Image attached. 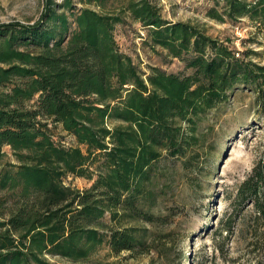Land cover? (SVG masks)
<instances>
[{
    "label": "trees",
    "instance_id": "1",
    "mask_svg": "<svg viewBox=\"0 0 264 264\" xmlns=\"http://www.w3.org/2000/svg\"><path fill=\"white\" fill-rule=\"evenodd\" d=\"M212 1L210 18L264 26V0ZM81 2L101 10L57 13L47 0L42 21L0 23V264H55L45 254L80 264H182L189 233L173 195L175 165L165 161L195 158L206 137L200 121L234 88L253 87L264 108V64L237 58L196 24L167 20L152 0L118 11L104 10L105 0ZM125 11L152 48L191 71L141 72L114 36ZM50 122L75 144L55 142ZM4 146L14 161L2 164ZM66 174L91 183L70 186ZM235 200L264 215V161Z\"/></svg>",
    "mask_w": 264,
    "mask_h": 264
},
{
    "label": "rangeland",
    "instance_id": "2",
    "mask_svg": "<svg viewBox=\"0 0 264 264\" xmlns=\"http://www.w3.org/2000/svg\"><path fill=\"white\" fill-rule=\"evenodd\" d=\"M57 13L76 11L89 5L81 0H70L71 6H62L63 0H50ZM129 0H105L104 10H120ZM161 15L171 21L196 24L213 39L228 45L235 56L264 64V26L247 17L239 21H217L207 16L212 0H152ZM47 0H0V23L20 22L33 24L42 21ZM123 22L114 27L119 50L129 55L141 72L157 66L167 72L189 73L190 68L179 58L168 55L159 46L151 47L145 40L146 29L122 12ZM45 17L43 18V20ZM70 29L74 27L69 18ZM49 26L51 20L46 22ZM69 29V30H70ZM29 49L34 50L30 45ZM206 133L203 147L194 159L189 152L183 158L165 161L175 165L173 195L185 213L182 227L189 233L179 247L182 264H264V215L250 200L236 202L239 186L254 165L264 161V108L258 105L255 89L240 85L218 103L200 121ZM55 142L74 145V138L58 124L49 123ZM2 164L14 161L8 146ZM188 168V169H186ZM64 183L85 188L90 181L82 176L66 174ZM233 219V220H232ZM230 221L231 232L225 225ZM105 250L100 254L103 258ZM55 264H80L57 255L45 254ZM149 257L141 262H147ZM87 263V262H86ZM128 263L136 264L133 261Z\"/></svg>",
    "mask_w": 264,
    "mask_h": 264
}]
</instances>
